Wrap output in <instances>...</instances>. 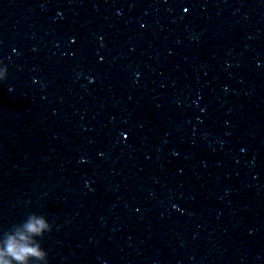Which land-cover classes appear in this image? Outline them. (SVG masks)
I'll list each match as a JSON object with an SVG mask.
<instances>
[{
  "label": "water",
  "instance_id": "obj_1",
  "mask_svg": "<svg viewBox=\"0 0 264 264\" xmlns=\"http://www.w3.org/2000/svg\"><path fill=\"white\" fill-rule=\"evenodd\" d=\"M0 61V236L36 213L48 264H264V0H0Z\"/></svg>",
  "mask_w": 264,
  "mask_h": 264
},
{
  "label": "clouds",
  "instance_id": "obj_2",
  "mask_svg": "<svg viewBox=\"0 0 264 264\" xmlns=\"http://www.w3.org/2000/svg\"><path fill=\"white\" fill-rule=\"evenodd\" d=\"M7 77V67H0V80ZM51 231L52 225L45 216L29 214L0 236V264H48V252L41 241Z\"/></svg>",
  "mask_w": 264,
  "mask_h": 264
}]
</instances>
